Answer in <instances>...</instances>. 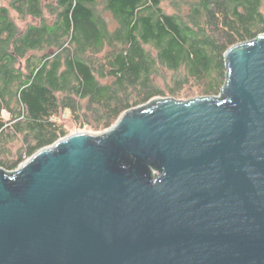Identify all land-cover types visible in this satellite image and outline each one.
Listing matches in <instances>:
<instances>
[{"label":"water","instance_id":"95a60500","mask_svg":"<svg viewBox=\"0 0 264 264\" xmlns=\"http://www.w3.org/2000/svg\"><path fill=\"white\" fill-rule=\"evenodd\" d=\"M224 57L217 95L0 166V264H264V33Z\"/></svg>","mask_w":264,"mask_h":264},{"label":"trees","instance_id":"16d2710c","mask_svg":"<svg viewBox=\"0 0 264 264\" xmlns=\"http://www.w3.org/2000/svg\"><path fill=\"white\" fill-rule=\"evenodd\" d=\"M15 18L24 21L19 26ZM264 33V0H10L0 5V166L184 86L217 95L227 49ZM190 96L186 93L185 97ZM67 117V118H65Z\"/></svg>","mask_w":264,"mask_h":264},{"label":"rangeland","instance_id":"374dc122","mask_svg":"<svg viewBox=\"0 0 264 264\" xmlns=\"http://www.w3.org/2000/svg\"><path fill=\"white\" fill-rule=\"evenodd\" d=\"M9 1H10V0H0V5H8ZM12 14L14 15V18H15V17H16V16H15V13L12 12ZM15 21H16V23H17L19 26H22V25H24V23H25L24 21H22L21 19H18V18H15ZM169 76H170V74H166V73H164V74H162V75L157 79V82H158V84L160 85V87H161L162 89H164V91L166 92V94H165L164 96H159V97H173V96H171V95L168 94V90H167V84L171 82V81H169V79H170ZM190 87H191V86H188V85L184 86L183 89H182V91H181L180 96H179V97H174V98H176V99H180V100H187V99H191V98L196 97V96H200V95H198V94H191V93H193L195 90H194V88L191 89ZM186 93H189L190 96L185 97V96H186ZM155 97H158V96H155ZM65 118H67V117H65ZM67 129H68V134H69V133H72V132H75V131H87V130H84V129H78L75 125H73V124L70 123V122L67 123ZM89 132H91V131H89Z\"/></svg>","mask_w":264,"mask_h":264}]
</instances>
